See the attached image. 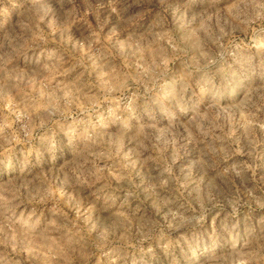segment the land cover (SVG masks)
I'll list each match as a JSON object with an SVG mask.
<instances>
[{
  "label": "rangeland",
  "instance_id": "374dc122",
  "mask_svg": "<svg viewBox=\"0 0 264 264\" xmlns=\"http://www.w3.org/2000/svg\"><path fill=\"white\" fill-rule=\"evenodd\" d=\"M0 264H264V0H0Z\"/></svg>",
  "mask_w": 264,
  "mask_h": 264
}]
</instances>
